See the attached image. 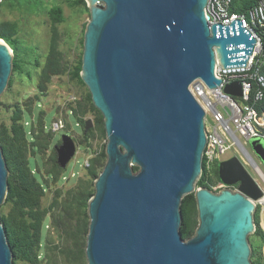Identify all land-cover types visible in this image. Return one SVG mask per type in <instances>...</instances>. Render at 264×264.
I'll return each instance as SVG.
<instances>
[{"label":"water","instance_id":"1","mask_svg":"<svg viewBox=\"0 0 264 264\" xmlns=\"http://www.w3.org/2000/svg\"><path fill=\"white\" fill-rule=\"evenodd\" d=\"M85 1L90 21L80 76L103 115L107 156L88 203L87 264H252L249 236L257 230L256 201L263 191L238 157L219 165L221 181L239 184L238 191L197 188L208 139L206 112L190 86L202 80L217 89V64L245 67L256 40L239 21L210 25L209 0ZM13 59L0 39V95ZM224 92L241 97V84ZM93 127L86 120L85 132ZM250 145L264 164V141ZM55 150L64 169L77 145L64 135ZM8 177L0 147V207ZM190 194L198 227L184 240L181 207ZM0 264H13L1 215Z\"/></svg>","mask_w":264,"mask_h":264},{"label":"rangeland","instance_id":"2","mask_svg":"<svg viewBox=\"0 0 264 264\" xmlns=\"http://www.w3.org/2000/svg\"><path fill=\"white\" fill-rule=\"evenodd\" d=\"M74 1L76 0H2L0 2V24L11 22L16 25L14 36L18 41L16 54H18L22 67V70L12 72L10 77L13 79L12 87L7 86L3 94L0 95V130L5 128L10 133L15 111L19 108H27L29 101L33 104V112L26 114L21 121L28 131V135L32 133V125L38 130L37 121L42 111L45 112L44 122L48 130L52 122L58 118H63L66 122V129L56 134L45 130L46 134L42 135L40 143L49 142L50 145L46 150L37 155L29 153L33 173L38 174V179L44 187L40 201V211L45 214V218L42 224L39 264H69L70 260L64 252L67 248L72 247L69 232L70 229L75 228V218L80 215L75 211H73L74 215L71 212H66L65 205L74 191L78 190L83 183H92L90 189L95 188V180H92L88 175V167L85 165L87 160H90L91 164V159L95 158L106 144V137L96 126L98 114L89 109L87 102L89 89L71 77V72L83 54L84 32L90 21V12L86 6L82 4L73 6ZM246 2L241 1L239 4ZM55 6L63 9L65 18L63 23L57 25L60 37L59 49L63 54L62 63L65 72L62 75L54 76L48 84L47 93L41 94L38 89L40 73L49 54L52 36L49 11ZM72 98L75 100H71ZM85 110L87 112L83 113ZM77 119L84 121L91 119L94 122V127L88 131V138H84V129L78 124ZM64 135L74 139L77 145V154L67 167L62 169L57 163L55 147L61 144ZM45 137L47 140L44 139ZM26 143L31 147V138L27 139ZM246 148L264 172V164L254 153L250 143L246 145ZM30 151L32 150L30 149ZM233 157H238L251 177L264 188V184L253 167L247 165L237 149L230 150L223 156V160ZM55 164L62 169L57 181H54L53 175L48 173L55 170ZM217 179L215 177V180ZM258 212L259 226L264 233V220L261 221L259 209ZM10 213L11 206L6 203L2 204L0 215L9 216ZM70 216H73V220H69ZM80 217L84 218L83 215ZM249 243L252 252L256 253L254 258L251 257V262L264 264V238L254 234L249 236ZM82 262L87 264L86 256L79 264Z\"/></svg>","mask_w":264,"mask_h":264},{"label":"trees","instance_id":"3","mask_svg":"<svg viewBox=\"0 0 264 264\" xmlns=\"http://www.w3.org/2000/svg\"><path fill=\"white\" fill-rule=\"evenodd\" d=\"M88 6L85 0H76L72 3L73 6L79 5ZM233 10H242L239 6H234ZM49 16L52 22V36L50 43V50L46 59L45 65L40 73V82L38 89L41 94H46L48 91V84L51 82L54 76L62 75L65 72L63 66V54L59 49V32L57 25L65 21L63 9L59 6L52 7L49 11ZM16 34V25L11 22H3L0 24V39L6 41V43L13 49V71L18 72L22 70L19 63L17 49L18 41L14 38ZM83 55V54H82ZM82 55L71 72V77L78 80L81 84L85 85L81 79L82 70ZM13 79L9 80V87H12ZM87 102L89 109L98 114L96 120V126L100 128L103 136L106 137L104 120L101 112L95 108L91 93L87 95ZM32 102H28V107L25 109H17L12 117V126L10 133L8 129L0 130V147L3 151L4 158L7 162V168L9 170L8 177V195L5 203L11 206V213L9 216H1L2 223L7 233L8 243L13 252V264H39V248L41 235L43 233L42 224L45 218V214L40 211V201L43 195V184L38 179V174L33 173L31 168L30 156L32 154H41L48 148V143H40V138L45 133V112L42 111L38 118V130L32 125V133L28 135V131L25 129L21 121L26 114H32ZM260 113H264V99L255 105ZM87 110L83 111L86 113ZM78 124L84 129V138H88V132H85L86 121L83 119H77ZM12 132V134H11ZM32 140V146L27 145V139ZM44 139L47 140L45 137ZM81 145V144H80ZM82 146V145H81ZM106 146V144H105ZM104 149L91 159V164L87 168L88 175L92 180H96L102 172L107 156ZM30 149L32 151H30ZM55 170L49 171V175H53V180H59L62 169L55 164ZM134 171L138 172L139 168L134 167ZM216 176L219 179V167L216 168ZM90 184L83 183L80 188L70 196L68 203L65 205L66 212L73 214L75 211L84 218L76 217L75 228L70 229L69 238L72 242V247L67 248L64 254L70 260L69 264H79L83 257L86 256L87 235L89 231V217L87 214L89 200L95 194V188L90 189ZM197 187H203L211 189L209 185L205 183V174L199 180ZM183 223L181 227V234L184 240L190 239L193 235V229L198 223V211L197 203L194 194L187 195L183 199L182 203ZM74 215V214H73ZM69 220H73V216L69 217ZM255 223L257 225L256 235H260L264 238V233L260 228L259 212L255 213ZM256 253L252 252L254 258ZM82 264H86L82 262ZM252 264H259L253 262Z\"/></svg>","mask_w":264,"mask_h":264},{"label":"built area","instance_id":"4","mask_svg":"<svg viewBox=\"0 0 264 264\" xmlns=\"http://www.w3.org/2000/svg\"><path fill=\"white\" fill-rule=\"evenodd\" d=\"M241 1L247 2L239 4ZM234 6H239L242 10H233ZM206 15L210 25L221 24L223 27H230L233 22L239 21L256 40L245 67L223 69L217 64L216 76L222 79V84L217 89L211 90L202 80H197L190 86L194 97L206 112L208 142L202 173V176L205 174V183L215 193L225 188L238 191L239 184L229 186L220 178L215 180L216 168L224 161L223 156L230 150L237 149L264 184V172L246 148L252 140L264 141V113H260L255 107L264 99V0H209ZM234 82L241 84V97H233L224 92V88ZM65 129V119L58 118L47 130L56 134ZM85 166H90V160L86 161ZM257 184L263 191V196L256 201L262 221L264 188L259 182Z\"/></svg>","mask_w":264,"mask_h":264},{"label":"flooded vegetation","instance_id":"5","mask_svg":"<svg viewBox=\"0 0 264 264\" xmlns=\"http://www.w3.org/2000/svg\"><path fill=\"white\" fill-rule=\"evenodd\" d=\"M198 221V220H197ZM197 227H198V223H197V225H196V227H194V229H193V236L195 235V232H196V230H197Z\"/></svg>","mask_w":264,"mask_h":264}]
</instances>
